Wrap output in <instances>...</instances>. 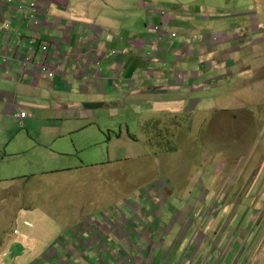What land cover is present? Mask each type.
I'll list each match as a JSON object with an SVG mask.
<instances>
[{"label":"crops","instance_id":"crops-1","mask_svg":"<svg viewBox=\"0 0 264 264\" xmlns=\"http://www.w3.org/2000/svg\"><path fill=\"white\" fill-rule=\"evenodd\" d=\"M34 1L41 26L36 32L26 25V34L17 51L21 60L28 56L29 47L37 42H30L34 35L49 39L50 46L43 55L38 44L33 64L26 71L16 55L10 54L5 62L3 51L0 53V115H12L21 104L30 101L38 105L44 103L48 111H54L55 88H63L58 97L65 94L77 99L59 101L66 111L60 110L58 115L65 120L81 121V128L97 122L104 124L105 129H115L121 121L141 115L143 105L152 102L156 111L169 113L174 118L184 112L192 119L195 111L207 116L212 103L226 95L214 93L226 82L224 70L228 76L237 73L239 78L247 71L243 57H239L241 53L247 50L253 57L257 50L262 51L260 46L248 42L253 37L262 39L259 33L264 25L257 19H251L248 29L223 19L221 12L225 2L230 0H120L111 21L106 19L108 9L103 5L111 0ZM20 2L29 5L30 0L11 3L0 0V22L8 17L11 21L15 19L13 16L20 13L17 11ZM150 3L153 8L148 6ZM154 25H161L169 33L176 32V36L166 34L159 51L151 53L155 35L148 27ZM10 41L14 42L13 37ZM7 46L11 50L15 48ZM59 53H66L65 57H58ZM117 54H120L119 59ZM160 54L166 57V63L156 62L155 57ZM17 63L18 69H15ZM44 67L54 76L48 77ZM116 70H120L119 76ZM217 81L221 85H215ZM127 85L130 89H125ZM198 174L200 177H196L193 186L201 187L205 195L202 200L206 199L199 211L194 212V207L189 205V209L167 214L168 220L162 218L163 223L154 226V221L162 217L156 201L163 194L156 191L166 190L165 198L181 191L172 181L159 186L155 183V188L145 187L148 208L145 216L140 212L142 207L127 198L122 204L126 203L128 213L113 207V213L101 223L85 220L89 227L81 222L79 228L66 229L63 233L64 238L67 237L65 248L61 242H56L66 253V259L53 252L52 257L41 256L43 261L47 264L54 261L56 264H190L192 260L203 261L206 255L210 264H216L211 241L215 231L227 223L220 252L225 250L226 239L230 237L234 246L220 263L246 264V254L236 263L239 249L246 245L248 251L260 247L248 255L253 256L254 264H264V214L257 209L264 198V188L256 192L254 181L248 192L251 205L243 213L239 208L230 209L232 204H228V200L243 188L249 177L241 179L233 175L226 180L223 168ZM224 187L225 202L203 232L202 216ZM144 218L152 223L150 227L144 223ZM253 229V233L248 234ZM175 230L177 234L173 237ZM75 244L82 247L77 250ZM51 247L56 248V244ZM184 251H187L185 256Z\"/></svg>","mask_w":264,"mask_h":264},{"label":"rangeland","instance_id":"rangeland-1","mask_svg":"<svg viewBox=\"0 0 264 264\" xmlns=\"http://www.w3.org/2000/svg\"><path fill=\"white\" fill-rule=\"evenodd\" d=\"M119 1L103 4L108 9L106 19L111 21ZM221 14L225 21L237 23L242 28L248 29L251 19L264 25V1H226ZM14 17L9 27L14 42L0 40V53L6 45L16 46L19 34H26L22 14L16 13ZM3 35L1 32L0 39ZM259 35L261 40L253 37L248 42L260 46L262 51L257 50L252 57L245 50L239 56L243 57L247 71L238 78L237 73L228 76L224 70L226 82L214 93L227 96L212 103L209 115L195 111L193 125L192 120L185 119L184 112L176 115L177 123L154 112L146 113V120L127 121L130 132L141 138L148 130L153 131V125L163 126L164 129L156 131V146H168L166 152L176 149L175 154L158 152L154 146L142 142L114 148L104 124L83 129L81 121L61 118L58 113L66 109L58 102L77 99L65 94L58 97L63 88H55L54 111H48L43 102V105L31 101L21 104L16 113L20 110L28 113L24 127L16 113L1 114L0 264H47L41 256L52 257L53 252L66 259V253L56 243L61 242L65 248L67 237L64 238L63 233L66 229L79 228L85 220L102 222L103 215L108 218L113 213V207L128 213L126 203L122 204L127 198L136 201L145 216L148 210L145 187L155 188V183L159 186L172 181L181 191L166 199L165 195L158 196L156 203L161 207L162 217L154 221V226L163 223L162 218L168 220L167 214L189 209V205L197 212L202 209L205 195L201 187L193 186L195 177L190 181L183 177L194 175L208 162L218 168L222 164L229 167L227 176L236 173L241 179L249 177L239 192L248 194L254 181L256 192L264 188V28ZM38 44L33 45L31 56L36 54ZM214 84L221 85V82ZM115 132L119 133V129ZM156 193L161 192L157 190ZM236 196L228 200V204L239 200L230 209L239 208L245 213L251 205L250 200ZM257 209L264 214V198ZM212 221L202 226L203 232ZM144 223L149 227L152 224L147 218ZM83 224L89 227L86 222ZM176 234L177 230L173 237ZM52 244H56L58 251L51 247ZM75 245L77 250L82 247ZM259 248L252 251L257 252ZM202 260L209 264L206 255Z\"/></svg>","mask_w":264,"mask_h":264},{"label":"clouds","instance_id":"clouds-1","mask_svg":"<svg viewBox=\"0 0 264 264\" xmlns=\"http://www.w3.org/2000/svg\"><path fill=\"white\" fill-rule=\"evenodd\" d=\"M13 0H9V3H11ZM150 8H153V4L150 3L148 5ZM33 8L35 9V12L33 10ZM17 11H20V13L22 14V17H23V21L26 23V25H30L31 28H34V31L37 32V30L39 29V27L41 26V21L39 19V12H38V9H37V4L34 0H30V3L29 5L25 4L24 2H20L19 6L17 7ZM31 11H33V13H36V17H37V22L35 23V21L31 20V18L29 17ZM183 12L184 13H188V11L186 9H183ZM166 12L165 11H162V14H165ZM14 17V16H13ZM10 18V17H8ZM8 18H5L3 19L0 24V33L3 32L4 35L3 37H1L0 40H3L5 41V43H7L8 41H10L12 39V37H10V33H9V27H10V22L11 20L8 19ZM12 18V17H11ZM8 24V37L6 36V33L2 30V26L3 24ZM148 30L152 33H154L155 35V45L153 46V49L151 51V53L153 52H157L159 51L161 45L163 44V41H164V37L166 34L170 35L172 38H174L176 36V32H166L164 30V28L161 26V25H154L152 27H148ZM22 37L23 35L22 34H19V39H18V44L15 46V48H12L11 50V47H5L4 50H3V59L5 62H8V58H9V55L10 54H13V55H16V58L17 60L21 63V65L23 66V60L27 57L25 56L22 60H21V56H20V53L17 51L19 45L22 43ZM8 38V39H7ZM40 42H39V41ZM35 41H37L39 44H40V50H42L41 48V44H45L47 45V49L48 47L50 46V43L48 42L49 39H45L43 38V36H38V35H34L30 42L34 43ZM29 50L30 52L33 50V48L30 46L29 47ZM48 51V50H47ZM42 53V51H41ZM43 54V53H42ZM47 53L43 54V55H46ZM162 54L160 55H157L155 57V60L156 62H159V63H166V57H161ZM28 57H31V61L26 65V66H23L25 68V71L27 70V68L33 64V56H31L30 54L28 55ZM5 58L7 60H5ZM43 70L46 72V74L48 75V77H53L54 76V73L52 71H50L49 69L47 68H43ZM50 73L52 74L50 76ZM120 75V70H116V76H119ZM150 112H154V113H157L159 115H163V116H166L168 120H174L176 123V119L177 117H172V115H170L169 113H166V112H161V111H156L155 110V105L154 103H150V104H146V105H143V109L141 110V115H136L135 114V117L132 119V120H146L145 118V114L146 113H150ZM28 116V113L24 110V111H19L18 113H16V117L18 119H20V125L21 127H24L25 126V122L24 120L27 118ZM185 117V119H190L189 116L187 115H183ZM132 120H124V121H121V125L115 129H107V132L109 134V138H110V145L111 147H114V148H118V147H124V146H127L128 144H134V143H139V142H142L143 145L145 144H149L150 146H154L153 148L155 150H157L158 152L160 151H163L164 153L166 154H175V152L177 151L176 149H174L173 151L171 152H166V149L168 148V146L164 145L165 147L163 146H156V134L158 130L160 129H164L163 126L159 125V124H155L153 125V131L151 130H148L147 131V135L144 136L143 138H141L140 136H137L136 134L134 133H131L130 132V126L128 125L127 121H132ZM192 120V125H193V118L190 119ZM96 124H99L97 122H90L89 124H87V127L86 128H89L93 125H96ZM157 127V128H155ZM85 129V128H83ZM116 129H119V133L116 134ZM165 144V143H164ZM262 157V156H261ZM205 159H208V156H206ZM220 168H223V171L228 173L229 171V167H227L226 165L222 164L219 168L214 165H211L210 163L208 164V166H204L202 169L198 170L194 175L190 176V177H183L186 181H190L193 177H200V174L198 173H203L204 170H207V171H210V170H213V171H217L218 169ZM236 176V173L234 174ZM242 176V175H240ZM230 176H227L226 177V180L229 178ZM169 182V181H167ZM174 184V182H172ZM176 183V182H175ZM176 186V185H175ZM163 195L164 193L166 192V190L164 192H162L160 189H158ZM238 196L240 195L241 198H248L249 199V196L246 192L242 191V192H238L236 193L234 196ZM236 196V197H237ZM225 198H226V187L224 188H221L217 194L215 195L214 199L212 200V202H210V204L208 205L206 211H205V214L202 216V221H203V225L202 226H206L210 220H212L218 209L221 207V205L223 204V201L225 202ZM166 199V198H165ZM236 199V198H235ZM234 199V200H235ZM239 200H237L236 202L233 201L231 204H238ZM209 210H213V212L209 215V217H207V212ZM206 216V217H205ZM106 215H103V220L104 218L106 219ZM102 220V221H103ZM101 223V222H99ZM222 226V225H221ZM219 227L215 233H214V236H213V239L211 241V251L214 252L216 254V257H217V263L216 264H224V263H220V260H224L228 254L230 253V251L232 250L234 244H232L233 240H232V237L226 239V242H227V245L225 247V250L220 252V246L222 244V242L224 241V233H225V229H226V226H227V223H225L222 227ZM255 228V227H254ZM254 231V229L252 231H249L248 234H252ZM246 239L248 240L249 237H246ZM253 249L249 250L248 251V248L246 247V245H243L237 255H236V263L240 262L242 258H244L245 254L248 256V259L246 260V264H254V260H253V256H249L248 255V252L249 253H254L255 251H252ZM255 250V249H254ZM188 251V250H187ZM187 251H184V256L186 255ZM201 260H192L190 262V264H203V261L199 262ZM210 264V263H209Z\"/></svg>","mask_w":264,"mask_h":264},{"label":"built area","instance_id":"built-area-1","mask_svg":"<svg viewBox=\"0 0 264 264\" xmlns=\"http://www.w3.org/2000/svg\"><path fill=\"white\" fill-rule=\"evenodd\" d=\"M33 10H34V12H35V9L33 8ZM29 17L31 18V20H33V21H35V23L37 22V17H36V13H33V11H31V13H30V15H29ZM2 30L6 33V36L8 37V24H3V26H2ZM8 39V38H7ZM42 46H41V48H42V53L43 54H45V53H47V45H45V44H41ZM5 60H7L6 58H5ZM31 61V57H26L22 62H23V66H26L29 62ZM52 74L50 73V76H51ZM213 212V210H209L208 212H207V217H209V215L211 214ZM205 216V217H206Z\"/></svg>","mask_w":264,"mask_h":264},{"label":"flooded vegetation","instance_id":"flooded-vegetation-1","mask_svg":"<svg viewBox=\"0 0 264 264\" xmlns=\"http://www.w3.org/2000/svg\"><path fill=\"white\" fill-rule=\"evenodd\" d=\"M65 54L66 53H64V54L59 53V56L58 57H65Z\"/></svg>","mask_w":264,"mask_h":264},{"label":"trees","instance_id":"trees-1","mask_svg":"<svg viewBox=\"0 0 264 264\" xmlns=\"http://www.w3.org/2000/svg\"><path fill=\"white\" fill-rule=\"evenodd\" d=\"M39 41V40H38ZM40 42V41H39ZM87 127V125L85 126V127H83V128H86Z\"/></svg>","mask_w":264,"mask_h":264}]
</instances>
